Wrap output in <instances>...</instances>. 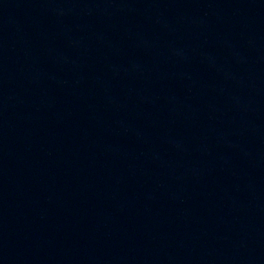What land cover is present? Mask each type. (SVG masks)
Wrapping results in <instances>:
<instances>
[{
    "label": "water",
    "instance_id": "1",
    "mask_svg": "<svg viewBox=\"0 0 264 264\" xmlns=\"http://www.w3.org/2000/svg\"><path fill=\"white\" fill-rule=\"evenodd\" d=\"M0 264H264V0H0Z\"/></svg>",
    "mask_w": 264,
    "mask_h": 264
}]
</instances>
